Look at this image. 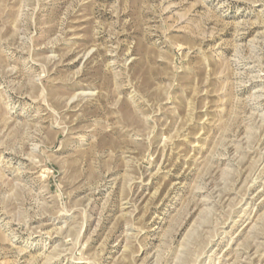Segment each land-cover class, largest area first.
<instances>
[{
    "label": "rangeland",
    "instance_id": "rangeland-1",
    "mask_svg": "<svg viewBox=\"0 0 264 264\" xmlns=\"http://www.w3.org/2000/svg\"><path fill=\"white\" fill-rule=\"evenodd\" d=\"M0 264H264V0H0Z\"/></svg>",
    "mask_w": 264,
    "mask_h": 264
}]
</instances>
